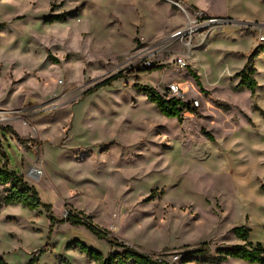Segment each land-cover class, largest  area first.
<instances>
[{"label":"rangeland","instance_id":"374dc122","mask_svg":"<svg viewBox=\"0 0 264 264\" xmlns=\"http://www.w3.org/2000/svg\"><path fill=\"white\" fill-rule=\"evenodd\" d=\"M178 1L187 13L198 5L264 20V0ZM58 15L64 18L48 21ZM186 18L167 0H0V112H15L0 126L28 128L17 133L22 143L0 131V150L58 220L78 211L164 264H211L201 261L241 243L234 227L264 244V44L253 48H263L253 59L257 88L235 90L252 32L217 29L179 69L173 61L180 55L170 51L180 47L169 45V34ZM147 61L159 68L140 70ZM120 71L122 78L82 95ZM171 82L186 102L199 101L180 120L162 116L140 90L162 94ZM30 167L41 171L38 180ZM202 242L204 254L189 252ZM80 244L104 257L120 251L82 226L50 228L42 207L0 209L7 264H94Z\"/></svg>","mask_w":264,"mask_h":264},{"label":"trees","instance_id":"16d2710c","mask_svg":"<svg viewBox=\"0 0 264 264\" xmlns=\"http://www.w3.org/2000/svg\"><path fill=\"white\" fill-rule=\"evenodd\" d=\"M64 18L63 15H58L51 17L49 22L57 20L61 21ZM4 26V23H0V28ZM257 48V47H256ZM254 49L248 59L244 64L243 68L235 74V77L239 78L237 85L234 86L235 90L243 89L248 90L251 93L255 91L258 84L255 79L257 70L253 64V59L257 54L263 50V48ZM158 69L159 66H150L142 70H148L149 72ZM197 87L202 88L201 82L198 78V75L195 72H190ZM123 77L122 72L113 74L106 79L98 82L93 87L87 89L83 92V96L96 91L98 88L110 84L114 80H118ZM139 87V86H138ZM140 90L143 94L146 95L148 101L152 102L158 112L167 118H175L177 120L181 119L182 113L184 111L190 112L193 111V108L190 107L188 102L181 101L180 99L170 98L167 99L164 95H161L159 92L153 88L147 86L140 87ZM0 131L2 135L7 131H10L14 138L18 142H24L18 134L10 127H1ZM1 156L4 160V165L0 167V186L2 187V194L0 195V209L3 205H16L21 204L28 208L29 210H35L39 207H42L46 211L47 218L50 222V228H52L56 223H68L72 226H82L91 232L96 238L105 240L110 248H116L120 251L109 253L104 257L100 252L93 249H88L85 245H79L78 249L81 253L85 255L94 263V264H164L162 261L153 259L151 256L141 252L137 247L125 244L119 241L115 236L111 234L110 231L98 226L95 224L88 216L80 213L69 211L66 216L62 219H57L53 216L50 205L43 202L35 189V187L29 184L23 178L22 174L15 170L8 169V158L6 154L0 150ZM264 188V187H263ZM249 229L245 226H239L232 228V234L241 241L240 244H234L226 249H217L216 255L209 260L201 261L203 263L219 264L226 261L229 258L239 259L247 264H264V244L252 243L249 241ZM73 246H77L74 243ZM208 250V243L202 242L197 246L193 247L189 252L196 255L204 254ZM192 260L185 258L181 260V263H188ZM0 264H7L3 261L0 256ZM31 264V262H29Z\"/></svg>","mask_w":264,"mask_h":264},{"label":"built area","instance_id":"2783aa9c","mask_svg":"<svg viewBox=\"0 0 264 264\" xmlns=\"http://www.w3.org/2000/svg\"><path fill=\"white\" fill-rule=\"evenodd\" d=\"M175 6L183 9L187 14L186 21L184 25L178 29L172 31L169 34V45L174 46L178 45L180 49L172 50L170 52H178L180 56L174 58L173 64L179 69H186L188 67L185 57L188 56L189 52L194 50L197 46L203 45L210 35L215 32L217 29H225L234 27L238 30H250L254 38V47H259L264 44V27L255 23L242 22L238 25H235L232 20L227 17L219 15H210L201 10H194L193 12L187 13L184 7L181 5L178 0H167ZM198 35V42L194 43V37ZM152 64L150 61L142 62L140 65V70L150 67ZM157 66V65H154ZM167 99L176 98L181 101L186 102L183 97V92L180 87L171 82L167 84L162 89V94ZM190 107L195 109L199 105L198 100H192ZM15 112H0V122H5L14 117ZM33 171V177L36 178L41 174L36 168L31 167Z\"/></svg>","mask_w":264,"mask_h":264},{"label":"crops","instance_id":"0c3cea01","mask_svg":"<svg viewBox=\"0 0 264 264\" xmlns=\"http://www.w3.org/2000/svg\"><path fill=\"white\" fill-rule=\"evenodd\" d=\"M189 4H191L192 6H196L197 4L192 2V0H186ZM197 7H199V9L205 11L207 14L210 15H224V16H230V15H237L239 18H245V20H250V21H258V22H262L264 23V20H262L260 18V16L258 14H254V13H232V14H226V13H214V12H209L208 10L200 7L197 5ZM254 45H252L249 50L247 52H245L244 56V60L241 63V65L237 68L238 70L234 73L236 74L238 71H240L244 64L246 63L247 59H248V55L251 53V51L253 50ZM245 61V62H244ZM257 74V73H256ZM256 76V75H255ZM235 82L238 83L239 78L238 77H234ZM11 128L16 132V133H26L28 131V128L26 126H24L23 124H21L20 122H15L14 124H12ZM10 132V131H7ZM11 133V132H10ZM12 134V133H11ZM12 137H14L12 135ZM14 142V141H13ZM11 167V166H10ZM12 169V167H11ZM230 259V258H229Z\"/></svg>","mask_w":264,"mask_h":264},{"label":"bare ground","instance_id":"6f19581e","mask_svg":"<svg viewBox=\"0 0 264 264\" xmlns=\"http://www.w3.org/2000/svg\"><path fill=\"white\" fill-rule=\"evenodd\" d=\"M27 174H28L29 176L33 177V171H32V169H31V167L28 168V170H27ZM35 180H38V179L35 178Z\"/></svg>","mask_w":264,"mask_h":264}]
</instances>
